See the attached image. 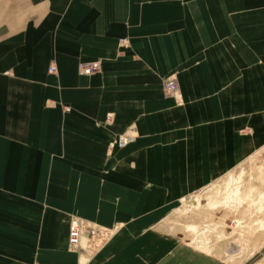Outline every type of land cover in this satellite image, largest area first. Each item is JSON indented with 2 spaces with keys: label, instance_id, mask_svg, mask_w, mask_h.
<instances>
[{
  "label": "crops",
  "instance_id": "1",
  "mask_svg": "<svg viewBox=\"0 0 264 264\" xmlns=\"http://www.w3.org/2000/svg\"><path fill=\"white\" fill-rule=\"evenodd\" d=\"M263 147L264 0H0V264L152 259L182 199ZM73 216L116 233L91 255Z\"/></svg>",
  "mask_w": 264,
  "mask_h": 264
},
{
  "label": "rangeland",
  "instance_id": "2",
  "mask_svg": "<svg viewBox=\"0 0 264 264\" xmlns=\"http://www.w3.org/2000/svg\"><path fill=\"white\" fill-rule=\"evenodd\" d=\"M170 78L177 81L175 76ZM170 96L180 100L179 90ZM231 176L240 178L241 198L213 208L212 202L222 201L237 186V180L230 183ZM263 194L264 147L206 188L182 199L162 227V236L156 237L153 258L145 259L147 253L140 251L135 255L139 264H264ZM99 228L98 236L82 243L91 255L116 233Z\"/></svg>",
  "mask_w": 264,
  "mask_h": 264
},
{
  "label": "built area",
  "instance_id": "3",
  "mask_svg": "<svg viewBox=\"0 0 264 264\" xmlns=\"http://www.w3.org/2000/svg\"><path fill=\"white\" fill-rule=\"evenodd\" d=\"M100 68L99 62H92V63H83L79 66V70L82 73L90 74ZM55 70V66L53 64L50 65L49 71L53 72ZM164 89L167 94L172 95L178 92L179 85L175 79L169 78L165 84ZM134 137L130 133H125L119 136L116 141H112L110 143V147L119 146L124 147L126 146L130 140ZM100 234V229L95 228L92 225H87L85 221L80 217H73L71 218L70 227H69V243L72 246H82L81 242L84 238H87L88 241L93 239L94 237Z\"/></svg>",
  "mask_w": 264,
  "mask_h": 264
},
{
  "label": "bare ground",
  "instance_id": "4",
  "mask_svg": "<svg viewBox=\"0 0 264 264\" xmlns=\"http://www.w3.org/2000/svg\"><path fill=\"white\" fill-rule=\"evenodd\" d=\"M128 133H130L131 135H133L131 132H128ZM125 134V133H124ZM123 135V134H122ZM121 136V135H120ZM133 137H134V135H133ZM119 138V137H118ZM117 138V139H118ZM134 139V138H133ZM114 141H116V139L114 140ZM131 141V140H130ZM129 141V142H130ZM235 180H240V178H238V179H235L233 176H231L230 177V183L232 182V181H235ZM236 185L237 186H235L234 187V189L233 190H231V193H228V195L225 197V198H223V200H222V198H221V200L222 201H214V202H212L211 203V206L213 207V208H217V207H219V206H221V205H227L228 204V202H229V200L231 199V198H236V200L237 199H240L241 198V193H242V190H241V187H240V184H239V181L236 183ZM244 195V194H243ZM264 195V194H263ZM262 195V196H263ZM248 196V195H247ZM262 208V206H260V209ZM73 217H77V216H73ZM72 217V218H73ZM95 228H98V229H100L99 227H96V226H94ZM101 230V229H100ZM85 239V238H84ZM84 239H83V241L81 242V245H82V243L84 242Z\"/></svg>",
  "mask_w": 264,
  "mask_h": 264
}]
</instances>
